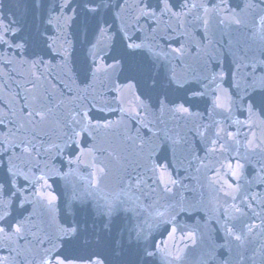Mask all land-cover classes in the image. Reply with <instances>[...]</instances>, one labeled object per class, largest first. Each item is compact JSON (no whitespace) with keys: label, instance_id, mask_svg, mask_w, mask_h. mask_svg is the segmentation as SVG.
<instances>
[{"label":"water","instance_id":"obj_1","mask_svg":"<svg viewBox=\"0 0 264 264\" xmlns=\"http://www.w3.org/2000/svg\"><path fill=\"white\" fill-rule=\"evenodd\" d=\"M29 2L0 0V23L17 29L19 26L31 27L33 14L28 8ZM116 2L113 0V3ZM121 2L128 5L123 13L124 19L135 27L134 18L139 14L135 7L138 0ZM174 2L180 3V0ZM187 2L190 8L193 4L198 7L191 8L190 14L179 19L159 14L155 21L145 23L142 19L139 28L141 34L147 33L149 39L155 35V50L171 52L173 47L181 49L179 56L172 53V66L205 94L189 103L191 115L181 117L170 111L161 112L158 107L143 113L141 121L151 131L144 135L147 129L141 130V139L136 140V145L143 142L142 148L121 139L120 134H126L129 130L136 136L140 123L135 120H125L118 129L101 132L97 143L105 151L99 155V160L108 168V174L102 181H98L96 175L99 164L93 167L90 156L79 165L71 166L67 163V155H56L55 150L45 156L37 170L29 175L35 179L42 174L41 170L48 173L46 179L52 187L42 194L51 192L57 196L55 210L49 212L40 203L27 205V212L16 209L13 217L21 212L24 217L31 215L25 220L23 238L14 236L8 241L0 239V258L8 257L9 264H32L35 252L40 247L36 239H43L45 233L51 230L54 217L55 223L79 221L82 228L102 233L104 243L95 251L106 258L107 264H117L119 261L127 264L133 259L131 249L134 241L133 244L129 243V235L134 236L141 228L151 231L150 238H154L164 249L162 255L171 253L175 256L179 253L182 256L180 261L158 257L155 264H264V122H261L264 117L257 113L256 117L249 120L246 105L243 110L237 106L230 112L210 111L213 94L219 95L223 91L235 100L237 94L243 96L251 85L255 84L259 89L264 83V66L256 63L260 59L258 55L254 59V54L264 46V24L259 22L253 12L239 13L237 5L242 4L243 0H227L233 10L227 15L215 8L220 0ZM61 3L63 0H43L45 17L53 19V25H48L47 20L43 25L48 28L51 38L58 34L55 18L65 14L74 15L71 10L62 14L59 10ZM236 13H239V25L232 22ZM222 19L223 23L220 22ZM204 21L208 22L207 25ZM35 22L40 25V9L35 13ZM149 24L155 33L149 31ZM115 31L112 29L113 35ZM4 58L10 61L6 66ZM56 64H59V59L54 60L50 55L45 56L44 65L34 67L28 56L18 54L15 49L0 52V114L10 109L9 118L14 119L12 113L19 114L23 104L37 106V99L47 104L49 98L53 103H59L63 98L61 110L67 114L73 105L67 96L61 97L64 85L59 83ZM220 72L225 73V79L213 80V75ZM237 83L238 89L235 87ZM78 86L83 87L72 84L74 90ZM179 95L185 94L181 92ZM89 102L100 106L112 103V97L97 85L89 96ZM82 103V100L75 101L77 105ZM123 106L135 108V96L126 95ZM94 115L98 116L99 113ZM119 115L116 113L112 119L115 120ZM217 131L220 132L219 138L215 136ZM201 132L204 133L203 137L199 135ZM51 139L62 146V141H58L56 136ZM212 139H218L214 152L209 151L213 147L210 143ZM249 141L255 142L256 151L251 150ZM237 161L243 163V168L238 177L233 179L228 165L231 164L235 169ZM153 165L157 166V176L163 171L160 168L163 165L168 174L165 180L170 177L176 181L175 185L169 183L171 193H165L162 186L153 183ZM57 170L60 176L65 173L67 176L60 178L55 175ZM136 173L144 178L142 189L137 188L134 181L126 179L128 174ZM209 179L216 183H210ZM225 179L235 189L233 192L225 185L226 190L236 197L235 200L219 191ZM97 182L95 198L88 197L89 185ZM43 185L44 181L41 180L37 187ZM74 197H81L85 202L81 203ZM28 198L33 199V194L29 193ZM117 199L126 202L130 211L114 215L110 227L105 229V218L95 212L96 202L103 204ZM42 203L46 204L47 201ZM180 205L187 211L175 216L178 230L174 237L168 234L171 225L153 227V218H158V213H163V218L167 220L173 216V208L179 211ZM236 208L241 211L237 212ZM225 216L228 218L225 219ZM224 224L229 228L234 226L233 231L241 236V240L228 237L220 227ZM251 224L256 227L249 232L246 225ZM189 235L194 237L195 243L187 238Z\"/></svg>","mask_w":264,"mask_h":264},{"label":"snow or ice","instance_id":"obj_2","mask_svg":"<svg viewBox=\"0 0 264 264\" xmlns=\"http://www.w3.org/2000/svg\"><path fill=\"white\" fill-rule=\"evenodd\" d=\"M73 5H75L73 7ZM138 15L134 18V24L124 19V10L128 8L126 2L117 0H63L59 5L60 12L66 13L71 10L74 15H61L55 18V27L57 35L51 38L48 35V28L43 27L45 20L48 25H53L51 17H45L43 0H30L28 8L33 14V24L31 27L19 26L14 28L12 25L0 23V52L5 49L12 51L15 49L18 54L22 53L29 57L34 67L45 64V56H51L53 59H59L58 69L60 81L64 85L61 89V97L67 96L69 103L72 104L70 111L65 114L61 110L64 99L59 103H53L49 98L47 104L37 99V106L23 104L20 113H12L14 119L9 118L10 109L0 114V239L5 241L12 237L23 238L25 233V220L23 212H27V205L40 203L42 208L53 212L56 207L57 196L51 192L42 194L51 189L46 176L47 172L41 170V175L35 179L29 175L30 172L37 170L40 161L55 150L56 155H67V163L79 165L87 157H92V166L97 167L98 181H102L108 174V168L99 160V155L104 153V149L98 147V137L101 132H111L118 129L125 120H135L140 123L136 136L129 130L126 134L121 133V139L127 143L131 141L133 146L136 140L141 139V130L151 131L146 123L141 121V115L159 108L161 112L170 111L173 114H179L181 117L190 116V107L192 100L205 95L200 92L199 87L194 86L193 82L182 77L177 73L171 64L172 53L176 56L181 55V49L173 47L171 52L157 51L154 43L155 35L149 39L147 33L141 34L139 28L140 21L145 23L155 21L159 16L171 15L179 19L181 16L190 14L191 8L197 5L189 6L187 0H180V3L174 0H138L136 4ZM239 13L253 12L258 16L259 22L264 24V0H243L242 4L237 5ZM179 8V11L176 9ZM215 8L226 15L233 10L229 7L227 0H220ZM40 9V25L35 22V13ZM207 12L208 9H205ZM239 13H236L233 23H241ZM117 22L119 26L117 27ZM223 23V19L220 21ZM207 25V21H204ZM112 29H116L112 34ZM149 31L155 33L152 25L149 24ZM11 33V35H9ZM151 45V46H149ZM255 55L260 57L256 63L264 66V46ZM110 61V62H109ZM5 66L10 63L7 58L3 59ZM213 80L225 79V73L220 72L213 75ZM202 82V81H200ZM31 83V81H29ZM83 85L75 90L72 84ZM100 85L112 97V103L97 106L94 102H89L90 94ZM235 87L238 89L239 84ZM66 88V91H65ZM27 91V88H26ZM75 91V95L73 92ZM183 92L185 95L180 96ZM135 96V108L123 106L126 95ZM103 95V92L101 93ZM95 97H93L94 101ZM76 100H82L80 105L75 104ZM247 106L249 120L259 116L264 117V83L259 89L255 84L250 86L249 90L244 92L243 96L237 94V99H231L226 92L221 91L219 95L213 94L211 101V112L216 110L230 112L233 107H239L243 110ZM99 113V115H94ZM116 113H120L115 120L112 119ZM264 122V121H261ZM242 123V122H240ZM251 127V125H249ZM7 129V131H5ZM201 137L204 133H199ZM56 136L61 143L54 142L51 137ZM217 138L220 132L215 133ZM231 139V135L228 134ZM213 147L210 152L216 151L215 145L218 139L210 141ZM39 145V146H38ZM252 151L257 147L254 141H249ZM223 145H221V148ZM65 149L67 150L65 152ZM109 156L111 153L108 154ZM47 168V164H45ZM163 171L157 176V166H152L153 183L162 186L165 193H171L172 188L169 183L176 184L175 180H165L167 169L160 165ZM233 179L238 177V173L243 168V163L237 161L235 169L228 165ZM55 175L65 178L67 173L60 176L59 170ZM123 179V178H122ZM127 181L135 182L137 188L144 184V178L139 173L135 175L128 174ZM43 180L44 185L38 186V182ZM209 182L215 184V180L209 179ZM232 185L225 179L219 191L223 192L225 197L231 196ZM98 189V182L89 185L88 197L95 198V192ZM154 191V189H153ZM234 192L235 189H232ZM33 194V199L28 198V194ZM84 203L81 197H74ZM43 201H47L43 204ZM227 203V201H225ZM21 209L20 215L13 217V212ZM121 211H130L126 207V202L114 200L101 204L96 202L95 212L102 218H105L104 228L110 227L114 215ZM187 211L183 206H179V211L173 208V216L165 220L163 213H158V218H153L155 224L171 225L170 237H174L178 230L175 216ZM227 212V209L225 210ZM240 212V208H236ZM228 217L225 216V219ZM228 237L236 241L241 240L240 235H236L233 228L226 224L220 226ZM249 232L256 227L255 224L246 225ZM151 237V231H145L142 228L135 232V235H129V243L133 244L131 249L133 259L127 264H155L156 259H167L180 261L182 256L178 253L172 256L162 255L164 249L161 244ZM189 240L194 237L189 235ZM104 243L102 233L93 229L89 231L82 228L79 221L72 223H55L53 217L52 228L46 232L43 239L37 238L36 244L39 250L35 252L32 264H107L106 258L95 251L97 247ZM206 255H208L206 253ZM0 264H9V258H0ZM117 264H125L123 261Z\"/></svg>","mask_w":264,"mask_h":264}]
</instances>
